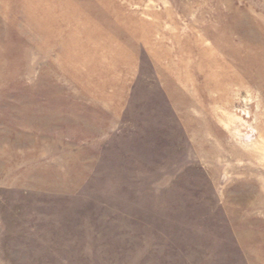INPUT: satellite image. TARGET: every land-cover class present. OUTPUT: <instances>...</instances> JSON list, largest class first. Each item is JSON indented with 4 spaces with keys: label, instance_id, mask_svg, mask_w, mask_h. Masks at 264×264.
Instances as JSON below:
<instances>
[{
    "label": "rangeland",
    "instance_id": "obj_1",
    "mask_svg": "<svg viewBox=\"0 0 264 264\" xmlns=\"http://www.w3.org/2000/svg\"><path fill=\"white\" fill-rule=\"evenodd\" d=\"M0 264H264V0H0Z\"/></svg>",
    "mask_w": 264,
    "mask_h": 264
}]
</instances>
